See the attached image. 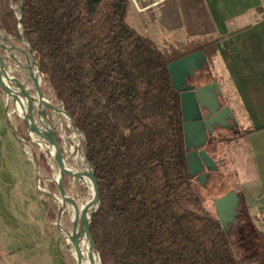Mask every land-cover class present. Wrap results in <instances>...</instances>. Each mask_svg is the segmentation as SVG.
I'll use <instances>...</instances> for the list:
<instances>
[{
  "label": "trees",
  "instance_id": "16d2710c",
  "mask_svg": "<svg viewBox=\"0 0 264 264\" xmlns=\"http://www.w3.org/2000/svg\"><path fill=\"white\" fill-rule=\"evenodd\" d=\"M133 11L131 0H0V30L20 39V24L42 81L84 136L100 190L90 223L100 262L259 264L195 191L168 71L196 51L213 69L223 36L180 37L166 27L140 33L128 22ZM212 81L233 104L223 81Z\"/></svg>",
  "mask_w": 264,
  "mask_h": 264
},
{
  "label": "rangeland",
  "instance_id": "374dc122",
  "mask_svg": "<svg viewBox=\"0 0 264 264\" xmlns=\"http://www.w3.org/2000/svg\"><path fill=\"white\" fill-rule=\"evenodd\" d=\"M128 22L140 33L145 31L152 33L158 28L164 27L161 25L152 29L148 22H143L141 18L136 19L132 13L128 16ZM0 33L5 34L8 39L7 46L13 45L27 53V45L21 39L9 36L1 30ZM177 33L180 37L182 36V33ZM12 52L17 59L25 64L24 55L19 51ZM0 56L2 62L7 66L11 65L16 75L20 76L19 78H22L30 88V100L37 104L36 92L27 72L23 71L22 73L7 53L3 54L0 50ZM40 77L44 96H47V100L51 102L55 101L53 103L61 107L60 103L55 100L49 84L42 81V76ZM218 77L216 67L211 69L208 64L203 63L201 68L194 70L193 74L187 78V83L196 87L210 79L217 80ZM228 92L232 94L231 90ZM223 102L225 104V101ZM5 107L6 97L0 88V264H75V259L71 254L73 247L67 245L64 239V233L70 232L71 229L70 216L68 213H64L57 221L59 214L57 198L59 196L50 181L53 173L57 171L49 153L52 146L43 141L41 143L44 148H42L19 130H17L18 137L24 139L26 143L17 141L6 123ZM34 109L36 110H33L35 117L37 109ZM46 113L48 120L52 123L55 113L48 109ZM234 116L236 123L228 119L232 128L228 131H219L224 137H233V139L227 144L213 142L207 148L215 162L216 170L205 178L203 184L195 181L194 188L205 208L216 214L215 199L230 190H236L241 195L240 189L246 186L247 203L239 197V202L234 208L232 222L228 223L227 236L238 242L239 247L246 253L258 255L259 264H264V231H258L253 222L255 214L264 210V178L252 182L247 179L253 173L248 148L241 137H236L246 130L243 114L236 113ZM18 121L26 126L24 119L19 114ZM68 123V120L61 115L58 132L63 136L65 156L69 157L67 163L79 170L86 168L89 172L90 166L83 155V135L76 132ZM45 124L48 126L47 122ZM72 133L75 135L74 139L71 138ZM70 144L78 145L79 154L83 157L86 166L80 162H73L72 156L66 153ZM31 151H34L38 156L39 169L37 172L32 161ZM40 155L44 160L40 159ZM64 188L72 190L79 198L89 195L86 186L79 183L73 185L71 177H65Z\"/></svg>",
  "mask_w": 264,
  "mask_h": 264
},
{
  "label": "water",
  "instance_id": "95a60500",
  "mask_svg": "<svg viewBox=\"0 0 264 264\" xmlns=\"http://www.w3.org/2000/svg\"><path fill=\"white\" fill-rule=\"evenodd\" d=\"M19 13H21L20 9ZM18 30L20 39L27 45V53L29 55V58H26V61L28 63L26 69H28L29 77L36 92L37 108H41L45 111L47 109L51 110L55 113V116L63 115L68 120L69 124L75 129V131L81 133V131H79L74 125L72 118L67 114L66 111H64L62 107H59L55 103L45 99L39 79L41 76V72L34 59L33 50L27 43L25 38L22 36L20 32V24H18ZM6 43H9V41L6 38L5 34H3L2 36H0V50L3 54H9L11 59L21 69L24 68V66L14 56L12 51H19L20 53L25 55L27 54L26 51L16 48L13 45L7 46ZM203 63L207 64L204 53L202 51H196L179 59H176L168 64V71L170 74L172 86L179 91L183 140L186 151L188 171L192 177H196V181H198L200 184L204 183L205 178L208 175V173L204 172L205 170L207 172H211L215 171L217 168L213 158L204 148H201L206 142V134L212 132L216 124H218L219 126H231L228 123V119L236 123L234 113L231 110L230 106L224 105L220 107V98L223 96V93L217 81H212L196 88L187 83V78H189L193 74L194 70H198L199 68H201ZM11 68L12 70H14L13 67ZM33 68H35V74L33 73ZM2 80H6L10 83L9 96L6 98L5 111L6 123L11 130L12 135L20 143H26L24 139L18 137L17 130H19L23 132L32 142H35L40 147H42L40 144H42L41 142L43 141L49 143L52 146V152L49 151V153L54 160L58 172L53 173L50 181L54 185L55 191L61 198V200L66 203V201L70 199L73 204L74 216L72 218L70 217V245L73 247L76 254V264H84L86 258L77 236V228L80 224L84 207H82V209L79 211V196L72 190H65L64 188L65 177H82L84 173L72 171L66 167L63 136L58 132L57 117H54L51 123L46 116L45 122L48 123V126L43 128L26 127L18 121V98L20 95V83L14 77V75L10 73L7 65L2 62V58L0 56V88L4 94L1 86ZM33 110L34 108H31L30 119L32 121H37V116H33ZM203 110H206L208 114L202 115ZM84 144L85 143L83 141V147ZM31 156L37 172L39 169L38 156L34 151H31ZM85 161L87 162L86 158ZM89 166V174H85V176L88 177L92 185L95 187L96 195L94 197L93 209L88 215L82 233L88 240L92 251L97 253L100 262L99 253L90 233L91 219L95 211L98 209L100 202V190L93 176L91 165L89 164ZM238 202L239 196L236 190H230L221 197L215 199L214 206L216 216L219 219L226 234L228 231V223L232 222L234 216V208L237 206ZM60 217L61 215L59 209L57 221H59ZM56 224L58 225V223Z\"/></svg>",
  "mask_w": 264,
  "mask_h": 264
},
{
  "label": "crops",
  "instance_id": "0c3cea01",
  "mask_svg": "<svg viewBox=\"0 0 264 264\" xmlns=\"http://www.w3.org/2000/svg\"><path fill=\"white\" fill-rule=\"evenodd\" d=\"M131 1L133 17L152 29L162 25L186 35L223 36L216 44L218 78L232 92L228 105L243 114L245 129H252L242 138L253 170L247 179L264 178V0ZM247 192L244 186L238 194L246 203Z\"/></svg>",
  "mask_w": 264,
  "mask_h": 264
},
{
  "label": "bare ground",
  "instance_id": "6f19581e",
  "mask_svg": "<svg viewBox=\"0 0 264 264\" xmlns=\"http://www.w3.org/2000/svg\"><path fill=\"white\" fill-rule=\"evenodd\" d=\"M2 35L3 34L0 33V36H2ZM22 55H24L25 64L22 63L19 59H17V60L24 66V68L21 69L18 65L17 66L20 68V71H22V73H23V71H26L27 72V75L29 76L28 69H26V66H28V63L26 61V58L27 57L29 58V56H28V54H26V55L25 54H22ZM14 64L16 65V63H14ZM7 67H8V70L10 71V73L12 75H14V77L20 83V95H19V98H18V114L22 116V118L24 119L27 127H30V128H34V127H40V128L47 127L46 124H45V118H46V116L48 117L46 111L43 110V109H41V108L38 109L37 108V104L32 103L30 101V96H31L30 88L24 83V81L22 80V78H19L20 76L18 77L16 75L15 70H12V68H11L12 66L10 67V65H8ZM33 73L35 74V68H33ZM39 79H40V82H41V77ZM1 86H2V90L4 91L5 97L7 98L9 96L10 83L7 82L6 80H2L1 81ZM46 97H45V99H48ZM53 102H55V101H53ZM31 108H36L37 109V112H36L37 121H32L30 119V117H31L30 116ZM60 116L61 115L54 116V117H57L58 122H59ZM72 134L73 135H72L71 138L74 139L75 138V135H74V133H72ZM40 145L42 147H44L43 144H40ZM51 152H52V150H51ZM66 153L68 155L72 156V161L73 162H75V163L80 162L82 165L86 166L83 157L79 154V150H78V145L77 144H70V146H69V148H68V150H67ZM68 158L69 157H66V162H65L66 163V167L68 169H70L72 171H78V172L84 173L82 175V177H72L71 178V183L73 185H76L77 183H79V184H82V185L86 186V188L88 190V194H89L85 198H80L79 211L82 209V207H84V209H83V212H82V215H81L80 224L78 225V228H77L78 240H79L80 246L82 247V251L84 253V256L86 258L84 264H100L97 253L94 252V251H92L91 246H90L88 240L85 238V236L82 233V231L84 229V225H85V223L87 221L88 215H89L90 211L93 209V206H94V197L96 195V189L92 185V183L90 182V180L88 179V177L85 176V174H89V172L87 171V169L84 168V170H79V169L74 168L73 166L69 165L70 163H67V162H69V161H67ZM57 172H58V170L56 172H54V173H57ZM57 202H58V205H59L60 215L61 216L64 213H68L71 218L74 216V208H73V204H72V202H71L70 199H68L66 201V203H64L61 200V198L59 197V198H57ZM64 234H65L64 235L65 242L68 245H70V232H65ZM71 254H72L73 258L75 259V264H76L77 260H76V254H75L74 249L71 251Z\"/></svg>",
  "mask_w": 264,
  "mask_h": 264
},
{
  "label": "flooded vegetation",
  "instance_id": "af4514ba",
  "mask_svg": "<svg viewBox=\"0 0 264 264\" xmlns=\"http://www.w3.org/2000/svg\"><path fill=\"white\" fill-rule=\"evenodd\" d=\"M210 83V82H207ZM206 84V83H205ZM204 85V84H203ZM195 87V86H194ZM199 87V86H196ZM195 87V88H196ZM223 96L220 98V107L224 106V105H228V104H223L224 100H223ZM208 114L206 110L202 111V115H206ZM230 128H232V126H219L218 124H216L213 128V131L210 133L206 134V142L204 144V146H202L201 148H204L207 151V148L212 145L213 142H222V138H224V136L222 134L219 133L220 130H224V131H228L230 130ZM208 152V151H207ZM209 153V152H208ZM210 155V154H209ZM211 156V155H210ZM212 157V156H211ZM206 173H208V175H210L213 171L211 172H207L206 170L204 171ZM207 175V176H208ZM206 176V177H207ZM195 181H196V177H194ZM198 182V181H197Z\"/></svg>",
  "mask_w": 264,
  "mask_h": 264
},
{
  "label": "built area",
  "instance_id": "2783aa9c",
  "mask_svg": "<svg viewBox=\"0 0 264 264\" xmlns=\"http://www.w3.org/2000/svg\"><path fill=\"white\" fill-rule=\"evenodd\" d=\"M253 222L258 231H264V210H260L255 214Z\"/></svg>",
  "mask_w": 264,
  "mask_h": 264
}]
</instances>
